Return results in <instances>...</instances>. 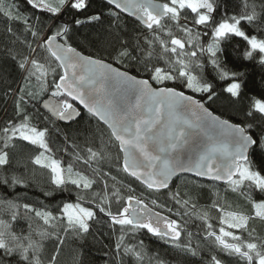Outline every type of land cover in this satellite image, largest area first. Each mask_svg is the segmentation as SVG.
I'll return each instance as SVG.
<instances>
[{
  "label": "snow or ice",
  "instance_id": "1",
  "mask_svg": "<svg viewBox=\"0 0 264 264\" xmlns=\"http://www.w3.org/2000/svg\"><path fill=\"white\" fill-rule=\"evenodd\" d=\"M26 2L33 9L52 15L61 13L65 6L74 10H86L88 6L86 0H57L56 6L49 0ZM107 3L113 6L107 14L113 18L114 26L121 13L134 16L142 25L130 39L117 33L118 43H113L111 31L97 36L101 45L111 49V62L105 57L85 55L73 47L69 42V25L63 24L51 35L42 36L13 0H0V14L9 21L5 32L19 39L11 27L13 21H18L25 31L38 38L36 47L27 42L31 49L28 55L8 49L23 75L19 87H9L5 93L15 97L16 118L0 129V172L12 166L9 150L16 148L17 141L27 142L39 149L29 158L30 163L48 171L51 185L65 191L69 186L76 190V199L61 202L55 211L47 206L36 208L31 203H21L19 197L0 195L3 257H18L17 264H59L65 239L69 235L83 239L90 232L98 215L95 207L107 217L114 235L119 229L113 250L114 264H124L125 257H131L134 264H167L159 253L149 255L142 240L126 243L127 237L134 238L141 230L191 256L207 250L205 264H225L217 253L235 257L243 264H264V237L252 226L254 221L264 223V199L257 200L252 195L253 190L264 195V134H255L253 124L234 123L210 110L207 105L218 94L203 76L206 60L220 80L228 81L223 91L231 98L242 96L244 73L229 69L220 60L221 44L232 36L242 38L247 45L244 57L253 59L258 55L259 63L264 65V38L250 35L242 27V22L253 24L264 17V5L258 12L254 0L251 3L242 0L239 13L229 14L225 9L217 19L220 7L217 0H107ZM100 20L101 14L97 13L85 20L76 19L75 24ZM204 37L208 38L206 43ZM59 38L64 42H58ZM39 49L47 53L43 62L37 58ZM130 65L135 66L136 74ZM33 78L38 88L33 85ZM169 81L174 86H168ZM50 87L51 97H62L58 103L44 100L43 107L52 117L73 121L81 115L70 98L83 105L97 122L96 127L77 132V138L83 139L82 145L69 144V137L64 134L63 150L72 158L67 163L57 158L50 146V128L57 133L60 129L54 123L44 127L34 124L32 116L22 107L29 102L25 97L36 99ZM195 93L206 94V99L203 95L197 98ZM254 112L264 116V99L251 97L246 115L252 117ZM48 120L45 116L44 121ZM69 146L72 152L68 151ZM253 157L259 158V167ZM113 161L116 172L134 178L150 192L167 190L176 211L173 213L171 207L155 198L150 200V207L141 198L143 193L134 195L136 190L130 184L113 175L112 167H105ZM22 162L16 159L17 165ZM77 164L86 165L90 175ZM188 173L205 177L213 184L223 182L225 193L238 194L249 208L234 205L218 190L213 192L211 204L198 207L197 196L188 191L181 193L179 186L176 191L169 188L173 177ZM0 183L9 188L28 187V182L15 173L0 177ZM113 204L117 205L116 211L112 210ZM157 207L179 219L155 211ZM21 209L23 218L31 221L28 214L33 213L41 226L33 229L29 223L27 233L13 231V223L21 218ZM213 212L217 215L213 216ZM193 216L202 222L203 233L195 247L194 234L187 231L188 221L184 219ZM53 238L54 250L45 259L44 242ZM72 264H81L79 254L73 257Z\"/></svg>",
  "mask_w": 264,
  "mask_h": 264
},
{
  "label": "trees",
  "instance_id": "2",
  "mask_svg": "<svg viewBox=\"0 0 264 264\" xmlns=\"http://www.w3.org/2000/svg\"><path fill=\"white\" fill-rule=\"evenodd\" d=\"M165 2V0H161ZM13 2L18 6L20 13L29 17V23L41 33L42 36L50 35L52 32L56 31L61 25H69V42L76 47L79 51L84 54H92L101 57H105L110 60L109 52L111 51L105 45L96 39L97 36L107 35L109 31L112 33L113 43H118L119 37H124L130 39L138 31L142 29V25L135 19L128 17L125 14L120 15V19L117 25H113V18L109 16L108 10L110 6L103 0H86L87 9L86 10H74L69 6H65L61 13L57 15H52L45 11L38 9H33L27 4L26 0H13ZM56 6L57 0H49ZM220 5L218 12L216 13V18L219 19L225 9H227L229 14L239 13L241 10L242 0H217ZM251 3L252 0H249ZM257 5V11H260V6L264 5V0H254ZM100 13L101 20L93 21L82 25H76L75 20L81 19L85 20L88 16ZM38 18V19H37ZM192 19V15L188 14L189 22ZM9 25L7 18L0 14V129H2L8 120H14L16 118V108H15V97L8 92V88L17 89L22 82L23 73L18 68L16 60L8 53V49H13L14 52L21 53L23 55H28L31 49L28 48L27 42H32V46L36 47L38 38L31 36L30 32L24 30V25L22 22L13 21L11 27L13 31L19 36H13L11 33H6L5 29ZM243 29L248 34H255L260 38H264V17H261L253 24H248L247 22H242ZM119 33V37L116 34ZM180 36V33H177ZM204 42H207V37L202 38ZM16 40V43H12ZM63 41V38H60ZM246 42L242 38L232 36L227 40L223 41L221 48L223 52L219 54L221 61L231 69L236 71H241L244 73L242 77L244 81L242 96L240 98H231L229 94L223 91L226 87L228 81H222L219 79L217 73L213 67L207 63L205 60V68L203 69V76L206 80L213 84L214 90L217 92V98L209 102L207 106L210 107L215 114L221 115L223 118L230 119L234 123H250L254 125L253 132L255 134H264V116L259 113L254 112L252 117L246 115L249 105L251 104V97L255 96L257 98L264 99V65L259 63L258 55L253 59H246L243 55L246 50ZM38 59L43 62V57L47 55L44 49L38 50ZM127 64L128 61H125ZM54 67L55 64L53 63ZM130 70L133 74H136L135 66L130 65ZM49 81L52 77L49 75ZM168 86H174V82H167ZM33 85L36 88L39 87L36 84L35 78H33ZM35 90V89H34ZM51 87L48 92L36 99H29L25 97L29 102L27 104H22L28 114L32 116V122L41 127L50 126L51 123L55 124L56 128L60 129V133L50 128V146L55 153V156L65 163L69 162L72 158L70 155L64 152V147L66 142L64 140V134L69 137L70 143L83 144V139L77 138V132L82 131L85 128H94L97 125L95 118L90 117L87 111L81 110L75 103L70 99V102L80 111L81 115L76 117L73 121H59L51 116L47 109L43 107V100L47 98H54L56 100L62 99V97H51ZM187 94H193L190 90L184 89ZM197 98H201L203 95L206 99V94L195 93ZM48 116L49 120L44 121V117ZM2 135V133H0ZM10 154L13 157L12 166L5 172H0V177L15 173L17 176L24 178L28 182V187L24 185H17L15 188H9L7 185L0 183V195L12 198L19 197L21 203H31L36 208H41L47 206L48 209L55 211L61 202L70 200L74 201L76 199V190L69 186L67 191L56 189L53 185L49 183L47 170L39 168L38 166H33L29 158L35 155L39 149L35 146L28 145L27 142L17 141L16 148L10 149ZM68 151L72 152V148L69 146ZM113 155L116 154V149H112ZM21 159L23 162L19 165L16 164V159ZM255 165L260 166L261 162L258 157H253ZM26 165V167H25ZM80 170L84 171L86 175H90V170L86 165L77 164ZM105 167H112L113 175H117L118 179L123 180L125 184H130L136 191L134 195L143 196L141 198L145 199L146 203L150 204V200L155 198L159 203L171 207L173 213L176 211L177 206L168 197L167 190L160 191L159 193L150 192L143 185H141L134 178L127 176L122 171L116 172L115 161L111 165L106 164ZM196 181L197 183H193ZM199 185V186H198ZM177 186L181 193L188 191L189 193L197 196V205H209L211 204L214 191H220L221 194L226 195V199L235 204H240L248 209L249 206L245 201L236 193L228 191L225 193L226 185L216 183L213 184L208 180H201L198 178H193L189 175H181L173 178L172 183L169 188L172 191H176ZM95 190V187H94ZM45 193H51L50 195H45ZM86 199L88 198V194ZM254 199H264V195L253 190L252 192ZM85 206H92L86 204ZM94 207V206H93ZM158 212H162L165 215H171L174 219H179L173 214H170L166 209L154 208ZM97 211V219L92 222V227L90 232L83 239L77 238L75 236L69 235L65 239V243L62 247L61 254L59 256V264H72L73 257L79 254L81 264H114V245L116 242V235H119V229H117L114 235L109 227L107 217L104 214ZM113 211L117 210V205L113 204ZM32 217L31 221L23 218L24 212L21 209V218L13 223L12 230L24 233L28 231V224L31 223L33 229H37L41 226V221L34 217L33 213H29ZM213 216L217 213L213 212ZM7 219V216L3 217ZM187 224L185 225L187 231L194 234L192 238V244L195 247L197 243L201 242L202 233V222L193 217H185ZM215 223V221H214ZM253 227L256 228V233L261 237H264V223L258 221L253 222ZM199 233L200 236L195 234ZM34 238L38 239L34 235ZM53 239L45 241V250L43 258H47L51 252L54 250ZM142 240L144 242L145 248L148 250L149 255L153 253H159L160 258L164 259L167 264H205L208 259V252L204 250L201 255L191 256L190 254L183 253L182 251L175 249L170 243L163 239L152 236L147 233L146 230H141L136 233L135 237L129 236L126 238V243H137V241ZM108 253V255H105ZM224 259L225 264H243V262L238 261L235 257H226L223 254L217 253ZM0 259L3 260V264H17V258H5L3 257L2 250H0ZM124 264H134L131 257L124 258Z\"/></svg>",
  "mask_w": 264,
  "mask_h": 264
},
{
  "label": "water",
  "instance_id": "3",
  "mask_svg": "<svg viewBox=\"0 0 264 264\" xmlns=\"http://www.w3.org/2000/svg\"><path fill=\"white\" fill-rule=\"evenodd\" d=\"M104 2H106L107 3V0H103ZM161 2H163V1H161ZM108 4V3H107ZM109 5V4H108ZM110 7H113V6H111V5H109ZM122 14H125V15H127L128 17H130V18H132V19H135L136 21H138L134 16H130L129 14H127V13H122ZM139 22V21H138ZM51 35V34H50ZM58 42H60V43H63L62 41H60V38L58 39ZM74 47V46H73ZM78 50V49H77ZM79 51V50H78ZM86 55V54H85ZM70 99V98H69ZM71 100V99H70ZM73 103H75L76 105H77V107H79L81 110H84V111H87L86 109H84V107H83V105H80L79 104V102L78 101H72ZM218 115V114H217ZM226 119V118H225ZM121 158H122V154H121ZM184 175V174H183ZM186 175H189V176H191V177H193V178H195V175L194 174H192V173H188V174H186ZM173 178H175V177H173ZM196 178H198V177H196ZM198 179H201V180H208L207 178H205V177H200V178H198ZM173 181V180H172ZM209 181V180H208ZM139 182V181H138ZM140 183V182H139ZM172 183V182H171ZM170 183V184H171ZM218 183H220V184H224L223 182H218ZM141 184V183H140ZM142 185V184H141ZM225 185V184H224ZM170 186V185H169ZM161 191H163V190H161ZM155 210V209H154ZM156 211V210H155ZM165 215V214H164Z\"/></svg>",
  "mask_w": 264,
  "mask_h": 264
},
{
  "label": "rangeland",
  "instance_id": "4",
  "mask_svg": "<svg viewBox=\"0 0 264 264\" xmlns=\"http://www.w3.org/2000/svg\"><path fill=\"white\" fill-rule=\"evenodd\" d=\"M45 100H51V102L52 103H58L59 102V100H56V99H52V98H47V99H45ZM44 101V100H43Z\"/></svg>",
  "mask_w": 264,
  "mask_h": 264
}]
</instances>
